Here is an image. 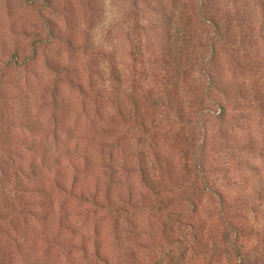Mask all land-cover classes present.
<instances>
[{"label":"rangeland","instance_id":"1","mask_svg":"<svg viewBox=\"0 0 264 264\" xmlns=\"http://www.w3.org/2000/svg\"><path fill=\"white\" fill-rule=\"evenodd\" d=\"M42 4L0 0V264H264V0Z\"/></svg>","mask_w":264,"mask_h":264},{"label":"trees","instance_id":"2","mask_svg":"<svg viewBox=\"0 0 264 264\" xmlns=\"http://www.w3.org/2000/svg\"><path fill=\"white\" fill-rule=\"evenodd\" d=\"M42 1H43V4H44V5H47V3H48L50 0H42ZM201 3H202V0H199V6H200ZM43 4H42V5H43ZM45 20H46L48 23L50 22V20H48V19H45ZM204 20H205L204 22H208V21H209V23H210L209 25H211L212 28L217 27V23L214 22V20H210L209 18L204 19ZM48 27H49L48 31L52 33V28H50V26H48ZM16 57H17V56H16L15 54L12 55V59H13V61L16 62V63H20V61H19ZM205 69H206V68H205ZM205 69H203V70H205ZM205 73H206V75H207V77H208V81H207V82H208V87H209V89H210L209 91L212 92V91L215 90V89H221L220 86L218 85L217 81L215 80L214 76L211 75L209 72H205ZM2 74H3V72H2V69H1V67H0V77L2 76ZM221 90H224V89H221ZM213 102H214V104H220V103H218V102L215 101V100H213ZM197 120H198V119H197ZM195 158H196L197 163H199L198 165L202 164V162L198 159L197 152H196ZM178 241H179V243L182 244V241H180L179 239H178ZM181 244H179V247H180ZM180 250L182 251V248H180Z\"/></svg>","mask_w":264,"mask_h":264}]
</instances>
